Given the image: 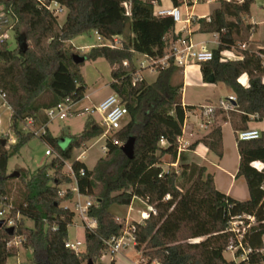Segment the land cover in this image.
<instances>
[{
	"label": "trees",
	"instance_id": "16d2710c",
	"mask_svg": "<svg viewBox=\"0 0 264 264\" xmlns=\"http://www.w3.org/2000/svg\"><path fill=\"white\" fill-rule=\"evenodd\" d=\"M52 1L66 8L62 23L48 9ZM171 1L175 6L181 5L179 0ZM254 1L218 0L208 19L197 20L199 32L218 34L212 59L199 63L203 81L214 78V82H223L236 97L232 110L216 108L214 117L222 114L235 135L248 128L250 116L263 122L258 139L242 141L236 136V177L245 179L249 192L247 199L238 200L218 190L213 174L189 157V151L201 141L221 158V126L214 125L188 151L179 150L177 137L182 134L186 112L194 109L182 103V69L170 60L167 67L158 69L153 82L135 75L136 54L161 58L167 53L169 40L174 37L171 16H156L149 0H0V13L12 23L16 40L25 37L27 43L24 51L17 44L10 48L6 40L0 43V89L11 109L9 127L16 138L12 143L0 136V204L9 202L13 181L23 184L18 197L9 202L10 215L20 216L13 234L6 231L5 222L0 227V264H8L17 255V248L7 245L16 236L23 237L21 245L31 252L30 264H86L89 260L94 263L106 252L104 240L120 235L124 227L111 206L130 205L134 198L152 208L147 217L132 222L134 247L147 263L264 264V166L258 171L251 165L254 161L264 165V67L260 57L264 49L238 48L239 44L248 43L255 32V26L245 21ZM91 31L104 39L120 36L121 44L115 48L92 46L80 55L83 61L76 62L70 42ZM232 47L242 54V59L222 60L221 52ZM98 58L109 63V87L127 107L128 117L112 138L106 139L105 154L88 168L73 157L74 151L99 137L103 127L89 115L83 129L68 133L66 147L60 148L48 129L44 111L66 98L81 101L86 90L81 66L86 60ZM243 74L248 77V87L238 81ZM28 119H32L36 129L45 125L40 139L57 156L27 178L21 173L12 177L7 173L9 158L33 137L19 128ZM131 136L135 143L133 157L129 159L112 139L123 144ZM1 139H5V144ZM67 161H71L79 193L92 200L88 215L97 223L92 229H84V248L78 253L65 247L75 214L62 203L70 200L73 193L67 190L65 196L58 195L63 184L73 181L62 173ZM167 162L177 166L165 169ZM243 214L256 220L241 239L250 251L240 258L238 249L234 252L237 260H227L224 252L230 243L236 242L228 229L229 221ZM25 219L32 226H27Z\"/></svg>",
	"mask_w": 264,
	"mask_h": 264
},
{
	"label": "rangeland",
	"instance_id": "374dc122",
	"mask_svg": "<svg viewBox=\"0 0 264 264\" xmlns=\"http://www.w3.org/2000/svg\"><path fill=\"white\" fill-rule=\"evenodd\" d=\"M218 5L217 1H208V2H200L195 4V9L193 12L197 15L204 14L207 15L211 12V10ZM264 6V0H255L251 7V15L245 19L246 22L251 23L255 26V32L252 34L250 41L245 43L246 49L256 50L264 40V11L262 9ZM188 7V6H187ZM191 7V6H189ZM188 7V8H189ZM181 11L182 17H184V5L179 7ZM1 10V8H0ZM58 20L60 23L64 21L65 13L58 14ZM6 37L8 39V44L10 48H14L17 44L16 38L13 30L8 29V25L6 29ZM213 34L207 33H198L195 36V40H201L207 42L210 48H216L217 44L213 42ZM71 48L73 53L78 55L86 54L92 46L97 45L96 34L94 31L86 32L74 37L71 42ZM236 50L234 53H237ZM136 56V55H135ZM134 56V59H135ZM140 59V57H138ZM111 67L109 63L103 59L98 58L96 60H86L81 66V72L86 84V98L83 102H80L76 107H93L98 105L99 100L107 94L109 82L111 80L110 76ZM157 72H150L148 70L143 71L141 76L145 78L146 81L152 82L154 81ZM233 92L229 86H227L223 82H206L203 81L199 64H191L185 67L184 69V86L182 90V101L186 105L194 106L196 111L201 110L200 108L206 105H218L221 100L228 98L229 95H232ZM201 106V107H200ZM10 109L2 104L0 100V136L2 138H7L8 142H12L13 138L16 140L15 135L10 130ZM88 114H73L68 116L63 120H53L48 123V128L51 134L56 137V142L60 148H65L68 143L67 134H75L79 133L84 125ZM96 120L100 118L97 113L92 115ZM223 123V115H218L212 127L216 124ZM19 128L26 132L23 126L20 124ZM248 128H256L262 131L263 122H258L255 120H250L248 122ZM223 134L225 138L226 144V167L229 171H233L238 166V153L234 148V140L235 137L232 133L231 128L228 125L223 126ZM237 136V133H236ZM105 140L101 137V135L97 138H94L90 142H88L82 148H79L74 151L73 157L80 156L85 150V154L82 156V160L86 163L88 167H92L95 161L103 155V151L101 150V146L104 144ZM14 143V142H12ZM50 148L47 144H45L39 137L33 136L19 151L18 154L12 155L8 160L7 165V173L10 175L14 172L21 173L23 177L27 178L31 176V174L36 170L37 167L42 165L43 163L48 162L53 156H49L45 154V150ZM53 150V149H52ZM56 152L55 150H53ZM105 154V153H104ZM164 161H168L167 157L163 158ZM71 161H67L64 164L62 173L68 174L69 168L68 165ZM165 169L170 168L171 166L168 164L163 165ZM226 176V175H224ZM226 178V179H225ZM229 177H223L222 184L226 185L229 182ZM221 182H218V186L223 187L224 185H220ZM71 185L70 183L63 184V188H67ZM22 182L19 180L13 181V191L10 195V200H14L19 195L20 189H22ZM235 190L239 192L243 190L246 192V184L243 177H238L235 182ZM9 200V202H10ZM81 203H84L88 200V197L82 196ZM78 202V198L72 194L70 200L63 201L62 204L69 206L71 209H74L75 203ZM127 207L125 205H112L111 210L116 214V218H119V222L125 223ZM132 211L130 212V216L127 217L129 222L132 219L139 220L140 219V211L147 209L145 205L140 203L139 201H135L131 206ZM75 217L73 222L68 227V238L71 241L80 240L83 242L84 240V227L74 212ZM24 223L27 226H32V222L30 220L25 219ZM17 248V255L11 258L8 261V264H30L31 260V252L23 247L22 245H13ZM80 249L84 248V245L79 247ZM117 255H120L122 258L119 260V264H135L132 263L131 254L128 249H121ZM110 254L105 252L102 257L94 262V264H106L108 259L110 258ZM106 262V263H105Z\"/></svg>",
	"mask_w": 264,
	"mask_h": 264
},
{
	"label": "built area",
	"instance_id": "2783aa9c",
	"mask_svg": "<svg viewBox=\"0 0 264 264\" xmlns=\"http://www.w3.org/2000/svg\"><path fill=\"white\" fill-rule=\"evenodd\" d=\"M181 5L184 6H193L200 2H208V1H218V0H179ZM241 2L242 0H237ZM150 4L153 6V12L156 16H171L174 20L175 27L173 31L174 37L169 40V45L167 48V53L161 58H151L147 55H137L135 56L134 62L136 65L135 75L139 78H142L141 73L144 70H148L150 72H157L159 68L167 67L170 63L184 71L185 67L191 64H199L201 62L209 61L213 57V48H210L207 42H195L191 37V31L188 29L186 25L189 23L190 18H182L179 6H171L170 8H160L159 4L156 0H149ZM127 7V6H126ZM48 9L51 10L55 15L61 14L64 10V7L58 4L55 1L50 2L48 5ZM264 11V6H262ZM129 13V12H127ZM208 19V18H207ZM264 23V20H263ZM180 24V27L178 25ZM8 25V29L10 28L11 31L13 30L12 23H9L8 20L0 13V43L4 42L5 40L8 42L6 37V26ZM95 32V31H94ZM186 32V33H184ZM96 40L97 45L99 46H108L111 48L119 47L121 44V37L120 36H113L112 39H104L100 36L97 32ZM214 40L218 45V34L213 33ZM239 49H246L245 43L238 45ZM259 48L264 49V45H260L256 50L258 51ZM236 49L232 47L228 50H223L221 52V59L222 60H239L242 59V54L237 52L234 53ZM140 57V59L138 58ZM261 63L264 67V53L260 54ZM124 65H127V62H123ZM239 83L243 87L249 86L248 77L246 74H243L239 79ZM0 100L2 104H5L9 109L10 106L7 103L6 94L0 89ZM236 97L234 94L229 95L228 98L221 100L218 105H206L201 107L200 109V120L198 122V127L201 130H207L215 120L214 117V110L220 109L223 111L232 110L235 107ZM80 104L79 102H73L66 98L55 104L54 106L47 108L44 113L48 118V121L51 122L53 120H63L68 116L73 114H88L93 115L97 113L100 118L97 120L99 124L103 127V132L101 137L104 138L106 141L107 138H112L113 134L118 131L126 122L128 117V109L124 103L121 102L120 98L116 93H112L105 97L102 101L98 103V105L93 107H82L77 108L76 106ZM11 110V109H10ZM255 117L250 116V120H253ZM1 125V120H0ZM23 128L26 132H30L33 136H37L41 138V136L45 133V125L41 126L40 128L36 129L33 127L32 119H28L21 123ZM182 135V134H181ZM181 135L177 137L178 146L181 144ZM261 135V131L256 128H246L237 132V138L242 141L254 140L258 139ZM113 143L122 145L118 143L115 139H112ZM160 143L162 145L165 144V141L161 138ZM101 150L105 153L107 150L106 144L101 146ZM45 154L49 156L56 157L57 153L54 152L51 148H47L45 150ZM251 165L261 171L263 169V163L260 161H254ZM69 172L68 175L72 178V183L67 188L60 187L58 195L60 197L65 196L67 190H70L74 196L78 198V202L74 205V212L77 214L79 219L81 220L84 229H92L96 227V219L88 215V209L92 205V200L88 198V200L84 203H81V195L78 190V186L76 184L75 175L73 173L71 164L68 165ZM83 170H80V174H83ZM166 198H169L167 195ZM12 205L8 202L6 204H0V219H2L6 227L14 226L16 223V219L20 218L19 214L16 217L10 215V209ZM152 208L149 207V211ZM142 219L147 216L146 213H140ZM119 221V218H116ZM256 223L255 217L252 215H237L230 219L229 221V230L234 233L236 242L230 243L227 247V251L235 252L238 249L241 250L240 258H245L247 253L250 251L249 248L243 246L241 239L243 235ZM122 233L118 236L112 235L108 239L104 240L106 245V252L110 255H114L118 253L121 249H124L130 245H135V239L133 236V224L129 222L127 218H125V223ZM23 237L16 236L12 240H10L7 245H21ZM264 240V239H263ZM84 245V242L79 240L71 241L69 238L65 242V247L69 248L76 253L82 251L79 247ZM146 259L143 257L137 261V263H143Z\"/></svg>",
	"mask_w": 264,
	"mask_h": 264
},
{
	"label": "crops",
	"instance_id": "0c3cea01",
	"mask_svg": "<svg viewBox=\"0 0 264 264\" xmlns=\"http://www.w3.org/2000/svg\"><path fill=\"white\" fill-rule=\"evenodd\" d=\"M157 3L159 4V7L160 8H170L171 6H173V3L171 0H156ZM217 6V5H216ZM215 6V7H216ZM195 5L191 6V7H187V6H184V17H181L182 18H190V21L189 23H187L186 25L188 26V29L191 31V37L192 39L195 41V42H201V40H195V36L198 34V33H201L198 31V28H199V23H198V19L199 18H202V17H205V18H208L209 14L207 15H204V14H200V15H197L193 12V10L195 9ZM214 7V8H215ZM213 10V9H212ZM211 10V11H212ZM181 12V11H180ZM62 13H66V8H64L63 12ZM178 27H180V24L178 25ZM263 32H264V27H263ZM186 33V32H184ZM207 34H213V33H207ZM214 40V39H213ZM146 71V70H144ZM183 71V70H182ZM183 73V83H184V71L182 72ZM155 80V79H154ZM153 82V81H152ZM183 90V89H182ZM114 93L113 90L108 87V92L106 95H104L100 100L102 101L105 97H107L108 95ZM86 98V92H85V96L84 98L80 101V102H83V100ZM98 102V103H99ZM183 103V101H182ZM183 105H186L183 103ZM11 113V111H10ZM200 120V110L196 111L195 109L191 110V111H187L186 112V118L184 120V123H183V127H182V135H181V144L179 146V150L180 151H188V147L198 141V140H201L212 128V125L207 129V130H201L199 127H198V122ZM219 126H221V130H222V144H223V154H222V157L219 158L217 157V155L215 153H213L212 151H210L201 141L195 146L194 150H191L189 151V157H190V160L200 166H204L206 168V171L213 174V177H214V183H215V186L218 190H220L221 192H224L225 194L235 198V199H238V200H245L249 197V192H248V188H247V185H246V192H244L243 194V190L242 192L240 191L239 192V195H238V192L235 190V182H236V179L238 177H236V173H237V170H238V166H239V154H238V166L237 168H235L233 171H229L226 167V144H225V138H224V134H223V126L225 125H228L231 130H232V127L229 123V121L227 120H223V123L221 124H218ZM49 129V128H48ZM50 131V130H49ZM51 133V132H50ZM232 133L235 137V140H234V148L237 150V146H236V135L234 133V131L232 130ZM12 142H15L16 140H14L13 138L11 139ZM86 150L80 155L77 157L78 160L84 162L82 160V156L85 154ZM238 153V151H237ZM103 155H104V152H103ZM102 155V156H103ZM101 156V157H102ZM99 159V158H98ZM97 161V160H96ZM95 161V162H96ZM85 163V162H84ZM95 164V163H94ZM86 165V163H85ZM87 166V165H86ZM171 166L173 167H176L177 166V163H172ZM88 167V166H87ZM93 167V166H92ZM91 167V168H92ZM90 168V167H88ZM226 175L227 177H229V182L228 184L226 183V185L222 184V179L223 177H226L224 176ZM242 177V176H240ZM226 179V178H225ZM245 180V179H244ZM218 182H221L220 185H224L223 187H220L218 186ZM245 184H246V181H245ZM221 185V186H222ZM135 201H139L140 203H142L143 205H145L147 207V209L145 210H141V212H144L147 214H149V206L144 202L142 201L141 199L139 198H134L131 202L130 205H125L128 209H127V215H126V218L128 216H130V212L132 211L131 209V206L132 204L135 202ZM113 212V211H112ZM114 213V212H113ZM115 214V213H114ZM116 216V214H115ZM146 216V217H147ZM142 220V217L140 215V219L139 220H136V219H132L131 221H141ZM80 241V240H79ZM84 242V240H83ZM135 245H130L124 249H128L130 251V254H131V260H132V263H135V264H158L157 262L153 261L151 263H147V260L143 263H137L138 260H140L142 258V254L140 251H137L134 247ZM83 250V249H82ZM263 251H264V247H263ZM224 257L227 259V260H237L235 258V255H234V252L232 251H225L224 252ZM122 257L120 255H117V254H114V255H111L110 258L108 259L107 263L106 264H110L111 261H113L114 264H119V260L121 259Z\"/></svg>",
	"mask_w": 264,
	"mask_h": 264
},
{
	"label": "water",
	"instance_id": "95a60500",
	"mask_svg": "<svg viewBox=\"0 0 264 264\" xmlns=\"http://www.w3.org/2000/svg\"><path fill=\"white\" fill-rule=\"evenodd\" d=\"M17 42V46L20 48V50H25L27 48V43H26V39L25 37H21L19 36L16 40ZM73 59L76 62H82L83 61V57L75 54L73 55ZM210 83L214 82V78H212L210 81ZM2 144H5V139H1ZM134 143H135V138L133 136L129 137L122 145H121V151L123 152V154L125 156H127L129 159L133 157L134 154ZM19 175L18 172H14L12 174H10V176L12 177H17ZM4 221L2 219H0V227L3 226ZM6 231L11 235L13 234L14 231V227L10 226V227H6ZM86 264H94L91 260H89Z\"/></svg>",
	"mask_w": 264,
	"mask_h": 264
}]
</instances>
